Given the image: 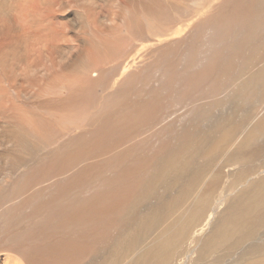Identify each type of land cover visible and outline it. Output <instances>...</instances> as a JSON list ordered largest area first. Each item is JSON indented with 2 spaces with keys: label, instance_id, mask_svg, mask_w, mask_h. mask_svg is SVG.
Instances as JSON below:
<instances>
[{
  "label": "bare ground",
  "instance_id": "6f19581e",
  "mask_svg": "<svg viewBox=\"0 0 264 264\" xmlns=\"http://www.w3.org/2000/svg\"><path fill=\"white\" fill-rule=\"evenodd\" d=\"M216 1L220 6L216 15L208 17L210 7L199 9L195 16L191 13L193 16L174 30L155 25L153 19L162 18L163 25L168 27L185 11L175 6V0H127L116 6L120 24L113 27H106L108 23L105 25L100 16L91 15L88 18L91 29L75 35L78 52L75 59L79 62L77 75L67 71L72 58L68 54L74 48L60 31L50 34L39 28L35 34H30L14 22L11 33L0 38L3 48H14L19 54L26 52L27 58L31 59L33 66L28 67L24 75L29 71L33 74L29 73L30 76L15 85L23 91H37L36 101L45 108L39 106L42 112L63 110L61 115L66 114L74 120L75 117L70 116L74 111L80 118L87 110L90 115L100 89H113V93L108 94L110 104L115 94L119 96L111 108L103 104L98 113L83 119L92 129L82 132L79 138L75 137L71 148L67 150L61 145L64 151L61 150L54 160H50L53 157L50 156L48 164L59 162L61 169L79 157L92 155L96 150L104 151L105 145L114 147L121 141H129L133 128L138 130L155 119V109L160 100L142 105L133 101L131 112L127 113L129 118L123 115L117 121L109 122L111 109L129 103L130 92L137 84L131 68L140 65L139 54L143 49L155 48L169 41L175 47L182 41L187 42L180 55V52L176 55L175 50L158 55L172 61L167 68L166 75H169L162 80L167 93L171 90L173 76L181 78L180 88L184 93L191 91L194 84L207 76V72L217 73L213 80H219L218 87L227 80V87L220 92L218 102H182V108H185L182 118L178 122L166 121L157 133L151 132L149 142L145 143L148 150L144 151L146 147L143 146L138 151L149 152L150 158L139 168L126 170V173L115 177L117 180L107 185L108 189L86 196L79 195L78 191L80 182L88 177L84 175L87 171H99L106 165L117 168L125 161L126 155L132 157L137 149L124 148L110 162L91 164L83 168V174L75 175L68 184L51 192L50 196L60 202L59 209L24 205L14 213L0 210V230L12 229L16 236L12 239L0 237V264H201L200 261L223 249L236 251L242 248L234 262H228L229 258L224 264H264V176H261L264 174V116L251 122L254 110L264 112V62L259 64L264 54H254L244 61L236 80V65L240 62L241 52L264 32V0ZM231 5L244 8L237 23L232 21L234 13L226 11ZM56 26L62 28V24ZM47 28L52 30V25ZM239 28L242 31L236 35ZM169 33L173 37L159 43L160 36ZM183 35L187 36L181 40ZM226 45L230 46L229 50L225 49ZM47 47L54 51L55 65L68 63L64 67L65 72L41 64V59L49 62ZM186 49L190 52L185 56ZM179 56H185L187 67L191 63L196 66L172 75V66L180 61ZM225 57L230 62L228 66L217 61ZM20 59L24 60V57ZM41 68L43 71L39 72ZM193 75H198L194 83L185 85L184 82ZM205 82L208 83V78ZM165 87L161 89L165 90ZM2 92L0 101L6 98ZM241 94L248 95V104H239L236 100V96ZM7 98L11 101L13 97L8 95ZM12 102V116L4 113L1 118L15 119L16 127L21 130L17 136L20 133L25 139H35V145L52 144L54 125L51 123L56 122L51 121L54 119L50 120L51 128L47 122L49 118L46 117L45 121L34 115L40 112L38 107V112L31 109L33 114L29 108H23L28 112L22 111L21 114L18 111L22 108L17 102ZM28 102L25 100L22 104ZM203 104L210 108L203 111ZM221 107L224 110L219 109ZM163 114L162 111L159 117L162 118ZM56 120L61 121L59 118ZM75 125L73 123L74 129ZM82 140L85 143L81 144ZM140 169L145 173L149 171L141 181L135 176ZM40 173L41 170L36 169L34 175ZM252 176L261 177L255 179ZM7 178L0 177V183H10ZM236 186L241 187L237 193ZM1 194L0 199L4 195ZM152 198L156 200L152 207L143 206ZM140 207H143L142 211ZM28 211L30 217L21 223L22 214ZM119 228L125 233L130 230L135 233L122 241L113 253L111 232ZM194 254L196 258H193ZM228 254L231 255L229 251ZM221 263L215 258L210 264Z\"/></svg>",
  "mask_w": 264,
  "mask_h": 264
},
{
  "label": "rangeland",
  "instance_id": "374dc122",
  "mask_svg": "<svg viewBox=\"0 0 264 264\" xmlns=\"http://www.w3.org/2000/svg\"><path fill=\"white\" fill-rule=\"evenodd\" d=\"M126 1L127 0H0V38L2 39L7 34L11 33V26L14 22L18 26H20L24 31L30 34H35L39 28H42L45 32L49 31L50 34H55L60 31L69 39L70 46L75 50H73L72 53L70 52L71 55L70 53L68 54V57L72 56V58L70 59V65L67 66L69 68V70L67 71L72 75H77L79 62H76L78 60L75 59L78 56V52L75 49L77 46L75 38L76 33L82 30L91 29V24L89 23L88 18L94 14V17L100 16L99 19L102 22L104 21V24L105 22L108 23V25L105 24L107 25L106 27H113L115 26V24H120L118 17V8H116V6L125 3ZM171 1L174 0H169V2ZM175 2V6L178 5L184 8L185 11L181 12L180 15L177 16L168 27L163 25L162 18H154L153 23L155 25L164 27V29L169 28L170 30H174L177 26H179V24H183L188 21L190 17H192L193 15L195 16L194 13L199 9H205L207 7H210L211 13L208 17H212V15L217 14L216 9L220 7L219 4H217L218 2L216 0H175ZM234 2H236V0H234ZM190 7L193 8V10H191ZM243 9L244 8L242 7L240 9L235 5H231L227 8L226 11H232L234 13L232 15V21H234V23H237V20L241 18V10ZM218 11L219 10H217V12ZM220 12L223 14L222 10H220ZM191 13H193V15H191ZM205 17H207V15ZM50 24L52 25V30L47 28V26H49ZM61 24L62 28H60V26H56ZM241 31V28L236 29V35L241 33ZM186 36L187 35H183L181 40H184ZM160 37L161 39L159 43L161 42V40H170L173 37V34H164V36ZM1 45L2 44H0V92L3 91L4 93L2 92V95L6 98L5 100L0 101V177L8 176L6 181H9L10 183H0V193L4 194H1L3 196L2 198L6 197L4 200H1L2 198L0 199V210L8 211L9 213L16 212L21 206L24 205L42 206L48 210L59 209L60 202L55 201V197L50 196L51 192L56 190L59 186L68 184L75 175L83 174V168L90 167V165L93 163H101L102 161H104L103 163L110 162L117 156V152L123 150L124 148L134 151L137 149V151L132 157L130 154L129 156L126 155L125 161L122 162V164H120V166H118L117 168H113L111 166L106 165L102 167L99 171H94L92 173L87 171L84 175H88V177L87 179L80 182V189L78 191L79 195L86 196L87 194L94 191L99 192L101 190L108 189L109 186L107 185H109L110 183H114L117 180L115 177H117L118 175H122V173H126V170L131 169V171H133V169L139 168L140 165L145 163L150 158V155L147 154L149 152L139 153L138 151L142 150L143 146L146 147L144 151L148 150L145 143L149 142V134L151 132L157 133L166 121V123H172L173 121L178 122L182 118V115L185 112V108H182V102L201 101L203 103H206L204 101L209 100L218 102L220 99V92L224 91L227 87V80L223 85H220L219 87L216 86L217 83H220L219 80H213L216 78L217 73L207 72V76L204 79H201L199 83L194 84V86H192L191 91L187 93H184L182 91V88H180L182 82L181 78L178 76L171 77V90L169 91V93H167V88L163 86L165 82H162V80L166 79V77L169 75H166L167 68L170 67L172 61L171 59H168V57L162 58L158 57V55H162L163 53L172 50H175L176 55H178V52H180V55L182 53V50L186 48L187 42L182 41L177 47H175L173 45H170L169 41V43L165 42L163 43V45H160L155 48L143 49L141 54H139V57L141 59L140 65H136V67L131 68V71L134 74V78L137 84L136 87L130 92V95L128 97L129 103L119 108L111 109L112 118L109 120V122H115L123 115L124 118H129V114L127 113L131 112V102L133 101L142 105L150 101L158 102L160 100L159 104L155 109V119L150 123L144 125L142 128H139L138 130L136 128H133L131 132L132 135L129 138V141H121L117 146L114 147H108L105 145L104 151L102 149L98 151L96 150L92 152V155H85L79 157L71 165L69 164L66 168L61 169L59 166V164L61 163L59 162L48 164V162H50V156H53L50 160H54L56 155L64 151V147L62 146H65L68 150L74 145L75 137L79 138V135H81L82 132L84 134L87 133L88 130L92 129L91 127L89 128L83 120L87 115H89V110H87L88 112L86 114L83 113V116L81 118L78 116V112H72L70 116H72L73 118L75 117L74 120L66 114L61 115V112H63V110L60 112H57L56 110H43L42 112L40 108H45H43L44 106L41 107V105L36 101L37 91L35 92V90L30 91L27 89H24L25 91H23V88H21V90L15 85L16 83L19 84L20 81L23 80L24 77H26L27 75H31L32 71H29L30 75L29 73H27L26 76L24 75L28 70V67L30 68L31 66H33L30 63L31 59L27 58L26 52L22 51L19 54L17 50H14V48H3ZM181 46L183 47L181 48ZM229 48L230 46L226 45L225 49L229 50ZM37 51L39 50L37 49ZM189 52L190 51L186 49L185 56ZM257 53L264 54V32L255 37L251 44L245 49H243V51L241 52L240 62L238 65H236V80L238 78V71L241 67V64L244 61L248 60L249 57H252L254 54ZM46 54L48 55L49 62L45 59H41L40 61L42 65L46 67H54L57 71L60 72L66 71L64 70V67L68 63H66L65 65H55V62H53L55 57L54 51H51V49L48 48ZM21 56L24 57V60L20 59ZM185 56H179L180 61H176L174 63V65L172 66V75L173 72H180L184 70V68H195V63H193V65L192 63L188 64L187 67V62H185ZM226 58L227 57L218 59L217 61L221 65L228 66L230 65V62H228ZM261 62H264V59L260 60L259 64ZM23 66L25 67V69ZM20 68L21 70H19ZM16 71L18 72L16 73ZM38 71H43V68H41V70L38 69ZM20 74L22 77L20 76ZM228 76L229 74L227 75V78ZM197 77L198 75L191 76L190 78H188V80L184 82V84L188 85V82L190 84L192 81L194 83V80L197 79ZM18 78L19 80L17 81ZM207 78L208 83L205 82ZM119 83L120 82H117V84ZM161 87H165L166 89H161ZM212 88H214L215 90H212ZM109 92L113 93V89L110 87H107L106 89L102 88L98 91V93L96 94L95 107L90 110L91 113L89 116L92 117L94 113H98L100 107L103 104H107L110 108L114 106L113 104L119 96L115 94V99L113 103L110 104L108 100ZM7 94L13 97L11 101L7 98ZM63 95L65 96L66 93L63 92ZM167 98L169 99V102ZM25 100L29 102L22 104V102H24ZM236 100H239V104H248L250 102L248 95L243 94L236 96ZM12 101L17 102L19 107L22 108L21 111H18L21 114H23L22 111H26L24 110L26 108H29L28 110L31 111V114H33V110L37 111L38 107V111L40 112L37 111L39 114L34 113L36 117H41V120H45L46 117L49 118L47 120V122H49V125L51 122H56V126L54 123H51L52 125H54L52 144L47 143L46 145H41V143L35 145V139L32 140L31 138L28 139L27 137V139H25L24 136H22L20 133L17 136V133L21 130L16 127L15 119L8 116L5 118H1V115L4 113L9 116H12L11 112H14V103ZM29 104L36 107L34 108ZM203 106V111H205V109L210 108L204 104ZM219 109L224 110V108L222 107ZM28 110L26 112H28ZM259 110L253 111L251 116V122H255L264 116V112L261 113ZM162 111L164 112V114L163 117L160 118L159 115ZM16 117L18 116L16 115ZM58 118L61 120H59L60 122H57L58 120L56 119ZM51 119L54 120L50 122ZM137 121L138 120H136L135 122ZM73 123H76V129L73 128ZM52 125H50L51 128ZM135 127H137L136 124ZM16 128V131L13 130ZM77 133L78 135H76ZM19 135H21L22 137ZM18 137H20L21 139H18ZM83 143H85L84 140H82L81 144ZM59 147L60 152L58 149ZM53 152H55L56 154ZM41 159L44 160L45 163ZM50 167H53V169L49 170ZM36 169L41 170V173L38 176L34 175ZM142 169H140V171L135 174L136 177L140 178V181L143 180L149 173L148 170L147 173H145ZM237 170L238 169H236V173ZM97 174L100 175V178H98ZM90 175H92V177H90ZM261 176H264V174H262ZM261 176H257L256 178H259ZM252 178L255 177L252 176ZM122 185H124V183ZM131 187L129 191L131 190ZM239 189H241V187L236 186V193L237 191H239ZM121 191L118 192L120 193ZM155 202L156 200L152 198L148 200V202H146L143 206L152 207ZM140 209L142 211L143 207H140ZM28 217H30V211L22 214V219L20 220L21 223H24V221ZM115 217L117 218V216ZM111 233L113 238L114 253L121 246L120 243L124 240H127L128 236L131 237L135 233V231L130 230L128 233H125L124 229L119 228L118 230L113 229ZM206 233H208V231ZM205 235L202 236V238H204ZM1 236H6L10 239L16 238L15 232L12 229H8L6 232H2L0 230V237ZM243 249L244 248H242L241 250L237 249L236 251L223 249L221 251H218L219 253L217 252L216 254H214L213 257L210 256L205 258L206 260L204 259L202 262L200 261V263L210 264L212 260H215V258H217L219 262L222 261L221 264H224L230 258L228 262L232 263L234 262L233 260L234 258H236V255L240 254ZM226 251L227 254L229 251L231 255L234 256L232 257L230 254L227 255ZM3 252H6L5 248H3ZM218 255L226 258H221ZM194 257L196 258V254H194L193 258ZM223 259L227 260L224 261Z\"/></svg>",
  "mask_w": 264,
  "mask_h": 264
}]
</instances>
